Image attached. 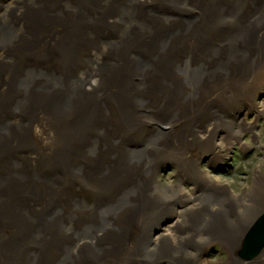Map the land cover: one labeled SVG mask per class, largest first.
I'll return each instance as SVG.
<instances>
[{
    "label": "bare ground",
    "instance_id": "1",
    "mask_svg": "<svg viewBox=\"0 0 264 264\" xmlns=\"http://www.w3.org/2000/svg\"><path fill=\"white\" fill-rule=\"evenodd\" d=\"M260 120L264 0H0V264H264Z\"/></svg>",
    "mask_w": 264,
    "mask_h": 264
},
{
    "label": "rangeland",
    "instance_id": "2",
    "mask_svg": "<svg viewBox=\"0 0 264 264\" xmlns=\"http://www.w3.org/2000/svg\"><path fill=\"white\" fill-rule=\"evenodd\" d=\"M253 129H255V127ZM255 130L258 134L259 140L252 142L250 138L251 133H247L243 138V142H246L247 144H249L250 147L244 150L240 145L234 146L233 150L230 151L231 160L227 162V164L224 165L223 168L222 167L221 168L211 167L212 168L211 169L209 168L210 166L208 165L207 161H203L201 162L202 169L208 171L212 176L220 178L221 180H224V181L235 182L236 180H238L239 178L236 179L238 173L233 172V168L237 164H239L241 161H243V159L245 162H247L252 157H256V155H258L260 160H264V120H260V124L256 127ZM174 170L175 169L170 164L169 166L163 167L161 169L164 179L166 180L165 181L166 183H168L169 180H172V181L176 180L177 175ZM247 176L249 177V175ZM244 178H247V177H244ZM234 179L236 180L234 181ZM240 180L241 181H239L240 183L239 186L244 187V179L240 178ZM216 251L217 250H215V252Z\"/></svg>",
    "mask_w": 264,
    "mask_h": 264
},
{
    "label": "water",
    "instance_id": "3",
    "mask_svg": "<svg viewBox=\"0 0 264 264\" xmlns=\"http://www.w3.org/2000/svg\"><path fill=\"white\" fill-rule=\"evenodd\" d=\"M258 233L263 234L264 232L262 233V231H259Z\"/></svg>",
    "mask_w": 264,
    "mask_h": 264
}]
</instances>
